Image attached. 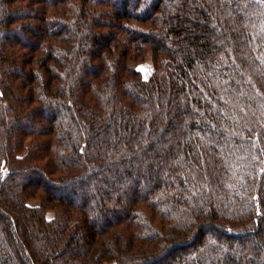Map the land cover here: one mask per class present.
I'll return each instance as SVG.
<instances>
[{"label":"trees","instance_id":"trees-1","mask_svg":"<svg viewBox=\"0 0 264 264\" xmlns=\"http://www.w3.org/2000/svg\"><path fill=\"white\" fill-rule=\"evenodd\" d=\"M0 264H264V0H0Z\"/></svg>","mask_w":264,"mask_h":264},{"label":"rangeland","instance_id":"rangeland-1","mask_svg":"<svg viewBox=\"0 0 264 264\" xmlns=\"http://www.w3.org/2000/svg\"><path fill=\"white\" fill-rule=\"evenodd\" d=\"M140 70L143 73L144 77H149L150 74L153 72L154 66H153V61L152 58L150 57V55L143 61L140 63L139 65ZM39 201H32L33 205H38Z\"/></svg>","mask_w":264,"mask_h":264}]
</instances>
